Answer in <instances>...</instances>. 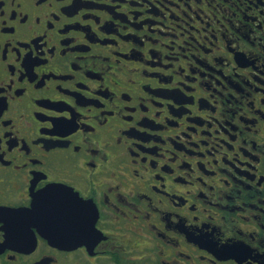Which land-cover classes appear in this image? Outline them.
Instances as JSON below:
<instances>
[{
  "label": "flooded vegetation",
  "instance_id": "af4514ba",
  "mask_svg": "<svg viewBox=\"0 0 264 264\" xmlns=\"http://www.w3.org/2000/svg\"><path fill=\"white\" fill-rule=\"evenodd\" d=\"M0 264H264V0H0Z\"/></svg>",
  "mask_w": 264,
  "mask_h": 264
}]
</instances>
